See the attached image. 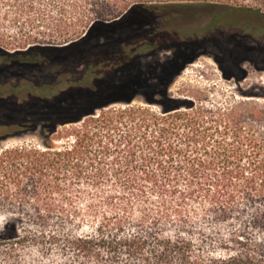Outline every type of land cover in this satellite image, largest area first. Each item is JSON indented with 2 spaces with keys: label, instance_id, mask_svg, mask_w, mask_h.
<instances>
[{
  "label": "trees",
  "instance_id": "trees-1",
  "mask_svg": "<svg viewBox=\"0 0 264 264\" xmlns=\"http://www.w3.org/2000/svg\"><path fill=\"white\" fill-rule=\"evenodd\" d=\"M197 4L228 9L169 25ZM240 15L264 23V0H0V140L44 139L0 153V264H264V100L169 93L207 43L227 79L264 66Z\"/></svg>",
  "mask_w": 264,
  "mask_h": 264
},
{
  "label": "rangeland",
  "instance_id": "rangeland-1",
  "mask_svg": "<svg viewBox=\"0 0 264 264\" xmlns=\"http://www.w3.org/2000/svg\"><path fill=\"white\" fill-rule=\"evenodd\" d=\"M246 3H248V1H246ZM227 7L228 5H193L192 8L200 11L198 12L200 14L199 18L189 21L184 20L169 25L190 27L202 24L204 26H209L212 24L214 15L225 12L228 9ZM241 17V15L238 16V19ZM241 20L242 21L240 22L232 21L227 24L236 27L238 31L243 32V34L239 33L240 35L238 36L241 40L243 39V41L250 46H256L258 39L264 40L263 21L256 22L252 19L246 21V17L241 18ZM9 27L13 30L16 29V26ZM26 29H33V25L26 24ZM145 36L146 34H139L137 38ZM190 50L192 49H185L186 54H190ZM174 53V48L157 53L151 58L146 59L142 64H139L137 69L146 73L156 71L157 67L155 63L159 60L171 57ZM222 57L223 53L218 45L207 43V45L199 50L195 60L188 63L180 75L170 83L169 93L184 102L192 100L196 104L204 103L208 106H213L214 104L226 105L230 101L246 97L244 95H258L261 100H264V66L260 65L257 60L251 59L250 57L241 59L239 64L245 70L246 76L240 80H236L235 78L227 79L224 77L223 70L217 61L218 58ZM65 63L68 66L67 69L71 70V65H74L75 58H70L65 61ZM52 66L50 65L49 68L51 69ZM159 98L161 97H158V99ZM17 99L19 101H25L23 95L18 96ZM134 103L152 105L158 108V105L156 104H148L142 96H138ZM43 141L44 139L39 131L9 137L0 140V153L3 149L14 144H27L33 142L42 146ZM54 142L59 145L63 143V140H54ZM2 225L3 221L0 222V229L2 228ZM86 230H89V228H86ZM0 238H2V236H0Z\"/></svg>",
  "mask_w": 264,
  "mask_h": 264
}]
</instances>
